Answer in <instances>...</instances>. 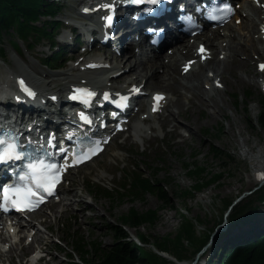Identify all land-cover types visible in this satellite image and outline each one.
I'll use <instances>...</instances> for the list:
<instances>
[{"label":"rangeland","instance_id":"1","mask_svg":"<svg viewBox=\"0 0 264 264\" xmlns=\"http://www.w3.org/2000/svg\"><path fill=\"white\" fill-rule=\"evenodd\" d=\"M56 2L60 9L54 19L58 20L70 13L68 4L73 0ZM74 6L79 9L76 4ZM45 41L40 42V47L33 50L31 56L14 35H1L0 85L8 73L13 72L12 65L15 61L19 68L41 80L47 72L66 70L71 63L55 70L41 65L40 61L45 55L42 50H48ZM242 53L244 52L237 55L238 59L243 60ZM82 57L79 54L73 61L78 63ZM29 62L34 63L37 71ZM108 62L111 63L110 60ZM245 65V68L236 64L220 70L222 76L217 78L221 85L220 93L211 91V81L205 84L204 78L201 79L204 97L212 96L219 102L215 110L211 106L200 105L194 96L188 103V94L178 99L179 108L172 107L176 114L175 121L180 125L177 135L172 134V125L166 121L156 132L148 134L147 139L138 142L128 140L125 145L116 143L87 168L74 172L64 187L76 189L80 196L76 197L75 203L82 199L84 211L77 218L73 215L77 211L74 206L69 213H62L63 205L54 210L43 211L44 217L50 221V230L39 225L34 247L24 255L22 250L15 249L11 264H35L31 257L26 262L24 256L31 253L36 255L34 251L40 247H47L50 251L47 258L52 260L48 264H68L65 255L67 249L74 245L70 241V235L82 234L89 240L97 239L108 246L115 239L116 227H122L131 240L154 253L160 252L155 247L159 243L167 250L162 253L173 258L170 261L162 256L166 259L163 264H176L174 258L178 251L185 256L188 264L196 257L198 261L195 264H207L208 258L213 260L216 256L214 254L220 252L223 245L241 237H250L253 232H261L264 229V203L257 195L263 194L264 185L258 186V181H255L251 160L264 144V125L259 121L263 113L261 96L264 97V93L260 82L264 83V73L257 72L252 56ZM45 82L47 84V79ZM249 156H252L250 162L246 159ZM136 165L138 168H134ZM188 165H197L199 172H189ZM134 172L143 177L153 176L158 182L167 184L165 189L170 201L161 202L150 192L139 199L129 196L122 187L132 181ZM88 180L107 186L112 191H119L123 194V199L115 203L104 198L103 193L91 196L86 191ZM64 196L70 197L69 193H64ZM249 202L260 205V208L246 222L234 227L233 222L239 219L243 210L246 211ZM130 208H135L138 212L155 209L157 220L152 226H122V218ZM225 212L228 215L223 220ZM186 222L190 225L192 234L179 235ZM139 235L144 236L149 244L141 243ZM58 237L66 245L58 244ZM204 239L206 240L201 243ZM72 255L78 260L76 254ZM8 256V252L4 253L0 264H8ZM177 260L176 262L180 261ZM150 261L161 264L153 259Z\"/></svg>","mask_w":264,"mask_h":264},{"label":"bare ground","instance_id":"2","mask_svg":"<svg viewBox=\"0 0 264 264\" xmlns=\"http://www.w3.org/2000/svg\"><path fill=\"white\" fill-rule=\"evenodd\" d=\"M243 11L240 12V15H242ZM260 11L256 8L252 9L251 18L247 20L246 22V28L249 32V36L242 41V34H235L232 32V27L227 28L228 34L224 36L223 39L219 38L218 35L220 34L219 31L212 33L211 36L207 35H199L196 37L198 40H203L207 42L208 47L213 51L214 58L210 62V70L213 71L212 75L209 76L210 70L207 71V73L200 74L199 72L195 71L191 73L190 77L185 78L181 76L180 73H178V65L179 62L182 61V65L185 64L186 59L188 57L193 56L192 52V45L186 44L183 45V47H175L173 53L169 55H158V56H138L134 53V49L130 51L129 55H121L117 56L115 58V64H113L109 68H105V61H102L99 58H94L92 60H87L84 62H80L77 65H72L71 67H68V69L63 70L61 72L52 73L51 75H48L47 77V84H44L45 80H42L40 82V79L24 74V71L19 69L18 63L15 61L12 65V68L14 69L15 73L17 74L15 77H24V75L31 80V82L37 86L38 89L44 90V91H53L52 93H48L50 95H55L57 93H61L63 91H66L67 89L71 87H75L77 84L82 83L84 85H93L95 82H93V79L98 76L97 72L98 69H102V71L105 73V77L99 79L98 81H102V85L104 88L107 87V79L109 76H114L115 73L122 71L123 73L116 77L115 79L117 81H125L128 76H131L130 82L131 83H137L140 84L144 82V85L147 86L149 89H163L171 91L174 94L181 95V89L185 90L186 92L191 93L196 99H198L200 105L202 106H211L214 110L216 109V106L218 105V101L213 98L212 96L204 97L205 92L202 89L203 82L201 81L200 76L204 77L205 84H208L209 81H211V91H215L216 93H220L221 89L215 85V81L219 76H222L221 69H225L226 67H230L233 65L237 66L239 65L244 66L245 68V60H241L237 58V55L240 52L243 55H245L248 59H250L251 54H261L264 55V49L260 48L257 44V42H261V40H255L254 39V30L255 28H258L261 21H257L256 18L259 17ZM92 28L96 27V24L92 22L90 24ZM82 31L89 30L88 28H81ZM231 31V33H229ZM260 30L257 31L259 33ZM224 40H227L226 46H222V42ZM187 49L186 53H182L183 50ZM225 52L227 54L226 58L223 60L216 59L218 53ZM102 58V57H101ZM113 58V59H114ZM168 59V63H164V59ZM99 59V60H98ZM96 65L97 67L91 68L92 65ZM34 67V66H33ZM81 67L84 68V70H81ZM36 69V67H34ZM97 69V70H93ZM158 70H162V73L159 74ZM255 74L254 72H252ZM111 76V77H112ZM14 77V78H15ZM98 83V82H96ZM54 85V86H53ZM122 88H115V91H119ZM213 94V93H212ZM177 107H179V102H176ZM50 111V109H47ZM167 115L166 118L169 120L174 119V112L167 108ZM173 134L177 135L176 131V125H174ZM254 148V147H253ZM247 155V154H246ZM100 155H98L99 157ZM250 157V158H249ZM246 159L250 162L252 156H249ZM251 166L253 167L254 171V179H258V174L263 173L264 174V144L261 145L258 149L257 155L253 157L251 160ZM260 178V177H259ZM69 193V196L74 198V201H77L78 192L76 189L71 188L69 190H66ZM72 199V198H71ZM64 200L70 201V197L64 198ZM78 206V209L74 215H78L82 213L85 209V206L83 205V200L80 199L76 203ZM72 205L71 202H69L64 209L66 213H69ZM44 223L47 228L51 227V224L47 219L44 220ZM31 226H28L29 228ZM24 231V230H23ZM23 238H21L22 240ZM38 238L36 237V240ZM228 245V244H227ZM226 245H223L224 247ZM221 247V249H222ZM12 252V251H9ZM170 261H173V258L169 257L166 253L164 254ZM12 256V253H11ZM210 258V257H209ZM176 264H188L185 260H180L179 262H176Z\"/></svg>","mask_w":264,"mask_h":264},{"label":"trees","instance_id":"3","mask_svg":"<svg viewBox=\"0 0 264 264\" xmlns=\"http://www.w3.org/2000/svg\"><path fill=\"white\" fill-rule=\"evenodd\" d=\"M45 4H48L45 0H0V37L3 34L13 36V31H16L21 36H25L28 32H35L36 28L33 24L38 20V16L41 13L45 14V10L50 11L52 8H57L56 5ZM40 35L44 36V33ZM262 99L264 98L261 97L263 113L260 115L259 121L264 125V100ZM187 169L192 173L199 172L197 165H188ZM166 185L158 182L153 176L143 177L142 174L134 172L129 196L132 195L133 199L134 197L139 199L143 198L146 192H150L161 202L168 203L170 199L165 189ZM93 190L95 191L96 188ZM262 191L263 194L257 195V198L264 203V187H262ZM104 194L115 203H118L124 197L120 193L111 194L104 192ZM251 203L247 204L246 211L244 212L243 210L241 212L239 219L233 222L234 227L246 222L254 214L253 212H257V209L260 208V205ZM156 220L157 211L155 209L138 212L135 208H130L123 216L121 223L122 226L139 228L143 225L152 226ZM191 230L190 225L186 222L179 235L186 234L188 236L192 234ZM114 237L115 239L111 244L104 246L97 239L89 240L76 235V238L73 237L74 240H72L74 243L73 249L77 252L82 264H155L150 259L161 264L166 263V259L162 256L140 247L135 241L131 240L122 227L115 228ZM138 240L144 245L149 244L148 240L142 235L138 236ZM205 240H201V243ZM158 244L155 247L160 252L167 251L159 244L162 247L161 249ZM225 245L220 249V252L218 251V253L214 254L216 256L213 260L208 258L207 264H264V229L261 232H253L250 237H241L235 242ZM182 257L180 251L177 254L175 253L176 259H186L185 256ZM69 264L80 263L72 259Z\"/></svg>","mask_w":264,"mask_h":264},{"label":"snow or ice","instance_id":"4","mask_svg":"<svg viewBox=\"0 0 264 264\" xmlns=\"http://www.w3.org/2000/svg\"><path fill=\"white\" fill-rule=\"evenodd\" d=\"M156 2V0H153ZM264 68V65H261ZM23 85V81H21ZM27 90V89H26ZM31 94V93H30ZM160 96L157 94V99ZM6 142L0 138V144H5ZM22 153L19 151V146L15 142H7L6 146L0 149V163L7 162L9 160L19 159ZM29 172L24 173L21 176V180H28L30 183L25 186L23 189L14 188L11 189L12 192L19 197V199H15L13 203L15 206L29 208L32 204V199L34 197H39V189L45 188L46 190H51L54 188L55 184L59 179V171L57 170V166L54 164H45L42 161L37 163L29 164ZM34 181V184L31 183ZM9 189H4V207H7L8 203V193Z\"/></svg>","mask_w":264,"mask_h":264},{"label":"water","instance_id":"5","mask_svg":"<svg viewBox=\"0 0 264 264\" xmlns=\"http://www.w3.org/2000/svg\"><path fill=\"white\" fill-rule=\"evenodd\" d=\"M228 214H227V212H225V214H224V216H223V220H225L226 219V216H227ZM239 226V224L237 225V226H235V227H238ZM160 254V253H159ZM160 255H162L163 257H166L165 255H164V253H161ZM167 258V257H166ZM198 261V257H196L195 259H194V262H192L191 264H195L196 262Z\"/></svg>","mask_w":264,"mask_h":264}]
</instances>
